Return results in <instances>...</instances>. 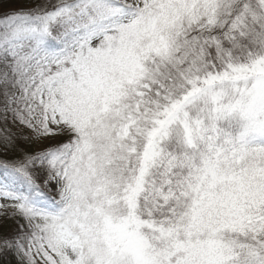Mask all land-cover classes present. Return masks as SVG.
Segmentation results:
<instances>
[{
    "label": "snow or ice",
    "instance_id": "1",
    "mask_svg": "<svg viewBox=\"0 0 264 264\" xmlns=\"http://www.w3.org/2000/svg\"><path fill=\"white\" fill-rule=\"evenodd\" d=\"M0 201L16 264H264V0H0Z\"/></svg>",
    "mask_w": 264,
    "mask_h": 264
},
{
    "label": "trees",
    "instance_id": "2",
    "mask_svg": "<svg viewBox=\"0 0 264 264\" xmlns=\"http://www.w3.org/2000/svg\"><path fill=\"white\" fill-rule=\"evenodd\" d=\"M0 264H16L15 258L9 255L8 257H4L2 260H0Z\"/></svg>",
    "mask_w": 264,
    "mask_h": 264
},
{
    "label": "rangeland",
    "instance_id": "3",
    "mask_svg": "<svg viewBox=\"0 0 264 264\" xmlns=\"http://www.w3.org/2000/svg\"><path fill=\"white\" fill-rule=\"evenodd\" d=\"M2 203H5L4 201H0V204H2ZM8 211H11L10 209H8ZM0 222H3V218L2 217H0Z\"/></svg>",
    "mask_w": 264,
    "mask_h": 264
}]
</instances>
